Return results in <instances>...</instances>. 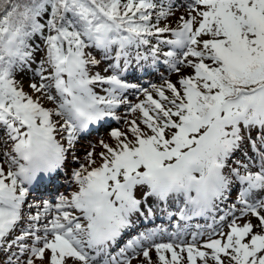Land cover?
<instances>
[{"label":"snow or ice","instance_id":"obj_1","mask_svg":"<svg viewBox=\"0 0 264 264\" xmlns=\"http://www.w3.org/2000/svg\"><path fill=\"white\" fill-rule=\"evenodd\" d=\"M179 6L0 0V264H264V0ZM161 57L175 80L125 79ZM108 118L72 190L30 201Z\"/></svg>","mask_w":264,"mask_h":264},{"label":"rangeland","instance_id":"obj_2","mask_svg":"<svg viewBox=\"0 0 264 264\" xmlns=\"http://www.w3.org/2000/svg\"><path fill=\"white\" fill-rule=\"evenodd\" d=\"M186 0H179V5L181 3H185ZM179 5H177V15H182L183 14V11L184 9L182 7H180ZM173 27H175V24L173 23L172 24ZM98 58H100V56L98 55ZM107 67V63L102 61L101 65L98 67L97 70H102L103 68ZM166 71L162 74L159 75V77L161 78V81L159 82V84L162 82V79L163 78H171L173 80L176 79L175 75L174 74H170L167 70V67L165 69ZM139 85V84H138ZM147 84H145L144 86L143 85H139L140 87H148L146 86ZM130 100L132 101H135L136 98H137V95L138 93L135 92V90H132L130 92ZM126 114V110L125 108H121L120 111L118 112V115L120 116H124ZM131 115L128 116V118L130 119ZM117 126V127H116ZM114 126L113 128H122L124 127L122 121L117 123V125ZM112 129V128H111ZM103 130L93 136H89V138L87 140H82L80 139L79 142L77 143L76 147H75V150L73 152V155L77 158L75 160H69L68 163H72L73 165L68 167L67 166V170H65L66 173H64L63 175V178H62V181L61 183H67L68 180H69V176H70V173L72 172V170H74L75 168H77L79 166V163L82 162L84 160V156H85V152L87 150H89L90 148V145H94V144H98V142L101 140V139H104L105 141L108 140V133L109 131L111 130ZM99 150V149H97ZM239 155V154H237ZM71 191V190H70ZM68 190H64L63 193H67ZM33 197V194H31L30 198ZM235 197V193H233V198ZM36 200H43L39 197H36ZM152 227V226H151Z\"/></svg>","mask_w":264,"mask_h":264}]
</instances>
